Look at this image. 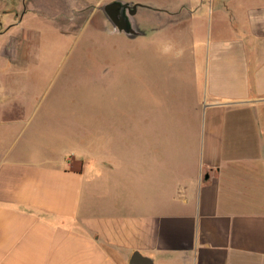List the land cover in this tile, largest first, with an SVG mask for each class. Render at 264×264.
Instances as JSON below:
<instances>
[{"label":"crops","instance_id":"crops-1","mask_svg":"<svg viewBox=\"0 0 264 264\" xmlns=\"http://www.w3.org/2000/svg\"><path fill=\"white\" fill-rule=\"evenodd\" d=\"M216 6L227 33L193 70L203 113L135 115L113 145L75 138L45 155L16 146L34 117L21 80L5 87L0 264H264V0ZM13 15L2 27L27 21ZM36 58L27 48L0 69Z\"/></svg>","mask_w":264,"mask_h":264},{"label":"rangeland","instance_id":"rangeland-1","mask_svg":"<svg viewBox=\"0 0 264 264\" xmlns=\"http://www.w3.org/2000/svg\"><path fill=\"white\" fill-rule=\"evenodd\" d=\"M113 1L1 0V14L27 21L0 24V66L27 48L37 51L36 63L0 69V97L21 80L24 114L34 117L16 146L49 155L75 138L113 145L135 115L203 113V81L193 70L201 71L208 39L227 33L214 17L216 0L203 2L195 19L187 18L195 0H123L143 6L133 17L141 33L135 38L114 30L104 12Z\"/></svg>","mask_w":264,"mask_h":264},{"label":"water","instance_id":"water-1","mask_svg":"<svg viewBox=\"0 0 264 264\" xmlns=\"http://www.w3.org/2000/svg\"><path fill=\"white\" fill-rule=\"evenodd\" d=\"M141 7H143L141 4L116 0L104 6V12L117 33L124 34L129 38H135L141 33L135 26L133 17Z\"/></svg>","mask_w":264,"mask_h":264}]
</instances>
